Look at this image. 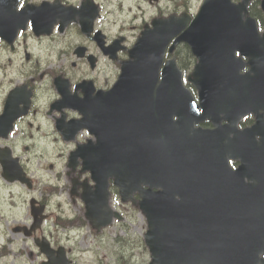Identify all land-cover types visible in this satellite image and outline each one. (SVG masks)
I'll use <instances>...</instances> for the list:
<instances>
[{
  "label": "water",
  "instance_id": "95a60500",
  "mask_svg": "<svg viewBox=\"0 0 264 264\" xmlns=\"http://www.w3.org/2000/svg\"><path fill=\"white\" fill-rule=\"evenodd\" d=\"M246 13L245 5L234 6L230 0H204L198 15L183 31L181 39L200 59L189 78L199 91L200 105L195 106L185 93L187 101L182 111L173 90L168 93L172 95L143 101L144 109L153 112L141 121L149 125L143 133L147 140L145 155L154 168L153 180L141 181L164 191L154 193L151 207L140 204L148 223L145 242L153 264H259L260 253H264V130L249 136L251 142L260 136L262 143L249 146L248 139L234 127L242 116L264 111V32H258ZM186 21L173 22L169 35L180 33ZM164 38L162 34L148 42L150 56L134 55L132 66L140 68L136 78L145 71L151 75L152 68L157 70L167 42L163 43ZM236 50L248 56L250 74L238 76V65L223 63L215 55L227 56L228 51ZM168 72L166 83L171 76L179 79L175 70ZM134 90L139 91L137 87ZM257 119V124L264 127L262 119ZM205 120L217 128L194 127ZM222 120L228 125L218 127ZM127 130L133 133L132 128ZM121 137L114 135L113 144L124 148L115 146L107 159L115 164L114 158L119 156L132 164L134 151ZM229 159L240 161L235 174L230 173ZM122 164L126 166L124 161ZM94 172L96 188L104 191L106 179L113 177L121 193L124 190L128 196L121 184L126 177L124 170L119 177L117 169L111 170L109 164L105 170L94 167ZM242 177L251 183H241ZM97 202L98 194L87 198V217L100 220L105 216L102 225H106L110 216L95 212ZM42 251L50 254L45 244ZM57 260V264H66L63 255Z\"/></svg>",
  "mask_w": 264,
  "mask_h": 264
},
{
  "label": "flooded vegetation",
  "instance_id": "af4514ba",
  "mask_svg": "<svg viewBox=\"0 0 264 264\" xmlns=\"http://www.w3.org/2000/svg\"><path fill=\"white\" fill-rule=\"evenodd\" d=\"M24 5L26 3H34L38 4L35 5L39 7L42 13H46L49 20L53 21L54 24L59 25L62 22H66L68 20H75V21H82L84 24H90L93 27V30L99 31L104 34L105 36V45H108L111 41H113L116 37H118L121 34V30L116 33L113 36H110L105 30L106 26H116V27H123L124 24L119 25V23H125L123 19H121L119 15L116 14V11L113 9L108 10V8H104L106 4H108L109 0H88L90 3L94 5L96 8L95 15L92 14L90 11V7H87V3H84L82 5V14H69L67 12H59L57 11V5L62 6H69L72 5L73 7H78L84 0H23ZM29 5H33V4ZM149 4H152L149 2ZM23 5V6H24ZM28 5V4H27ZM22 6V4H20ZM118 8V7H117ZM171 14V12H169ZM156 16V15H155ZM85 37V36H84ZM87 40L84 39V45L83 50L84 54L87 53V55L93 57L94 59V68L90 67V63H87L86 69L80 72L83 74L85 71H87V75H89V79L97 80L99 76L103 74V66L106 67L108 64V60L103 57L102 51L98 44L96 43L95 39H93L92 35L86 37ZM0 46L4 45L2 41H0ZM125 56V52H118L117 58L118 60L122 59ZM96 89H101L97 87ZM12 89H8V91L4 90L0 93V96L2 97V100L0 101V115L2 114L3 107L5 104V100L7 96L9 95L10 91ZM33 96V95H32ZM21 120V119H20ZM20 122V121H19ZM19 122L15 125V128H17L19 125ZM3 134H5L6 139H2ZM13 132L11 133H4L2 130V127L0 126V149L8 147L11 151V153L15 157H20L18 154L17 149L15 148L14 144L10 141V138L12 137ZM25 148L22 147V150ZM0 179H2L1 176V167H0ZM2 183L6 184V182L1 180Z\"/></svg>",
  "mask_w": 264,
  "mask_h": 264
},
{
  "label": "rangeland",
  "instance_id": "374dc122",
  "mask_svg": "<svg viewBox=\"0 0 264 264\" xmlns=\"http://www.w3.org/2000/svg\"><path fill=\"white\" fill-rule=\"evenodd\" d=\"M199 2H200V0H188L189 8L194 10L197 7ZM63 198L65 200H67L65 196ZM58 201H61V200L60 199L58 200L56 198L52 200V202L55 204V210H57L60 207ZM0 203H2V202H0ZM3 205H4V203L0 204V207H2ZM112 205L114 206V208L119 209L128 217L127 220L125 218L123 220V222L120 223V224H126V226L130 229L127 240L129 239L130 243H132V240H135V237H141V234L145 231V220H144L143 216L139 212L137 213L136 211H133L130 208L121 207L118 203H116V201H113L111 206ZM64 207H66V205H64ZM75 214L77 216H81V211L78 207L75 211ZM118 227H120V226L116 225V224L114 225V223H113L110 226L109 230L106 231V233L112 234L111 235L112 237H113V235L116 236V234L123 235V233L119 229H116V231H114V228H118ZM0 228H4L2 222L0 224ZM114 232H116V233H114ZM6 235L9 236L7 231H6ZM22 246H23V251L18 252L16 254V257H19L21 260L18 263H12V261L10 259V261L7 260L4 264H35V262L31 263V259H29L27 257L28 256V246H24V245H22ZM11 248L12 247H6V251L10 253ZM133 249H134V247H133ZM137 251L138 252H135V253L138 254L140 257V264H144V262H143L144 260L148 262L147 252H145L142 247L138 248ZM98 253H99L98 259H99L101 254L103 253V251L98 250ZM89 256L92 258L91 252H89ZM90 257H89V261H90ZM12 258L14 259V257H12ZM109 260H111V259H109ZM8 261H9V263H8ZM0 264H2L1 260H0ZM77 264H86V263H85L83 258H78Z\"/></svg>",
  "mask_w": 264,
  "mask_h": 264
},
{
  "label": "clouds",
  "instance_id": "9594fccd",
  "mask_svg": "<svg viewBox=\"0 0 264 264\" xmlns=\"http://www.w3.org/2000/svg\"><path fill=\"white\" fill-rule=\"evenodd\" d=\"M229 139H231V135H229ZM260 139H261L260 136H257V137H256V141H257V142H259ZM249 183H250V181H249Z\"/></svg>",
  "mask_w": 264,
  "mask_h": 264
}]
</instances>
